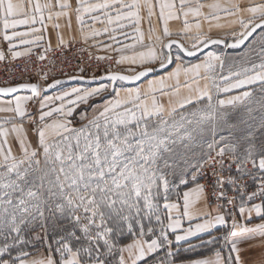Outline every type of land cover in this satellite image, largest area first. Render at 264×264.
<instances>
[{
    "label": "snow or ice",
    "instance_id": "snow-or-ice-1",
    "mask_svg": "<svg viewBox=\"0 0 264 264\" xmlns=\"http://www.w3.org/2000/svg\"><path fill=\"white\" fill-rule=\"evenodd\" d=\"M73 14L85 42L102 34L95 29L85 33L88 16L93 22L106 18L107 25H116L112 32L125 37L124 29L134 27L141 46L139 25L146 14L150 43L138 53L136 44H105L104 50H133L115 60L127 67L91 77L83 67L79 75L65 73L67 81L82 86L67 87L54 77L47 83L49 73L38 71L43 87L40 81L0 87V96L7 97L0 99V113L12 114L0 118V264H147L161 251L163 258L154 264H264V138L257 143L253 131L239 138L218 135L224 127H235L229 108L252 113L253 91L244 90L247 86H259L264 111V0H0V43L7 45L11 60L30 56V48L16 49L41 43L46 20L55 19L52 27L59 30L58 21L65 19L71 30ZM153 16L162 23L160 32L151 26ZM222 19L234 37L230 47L258 33L243 62L225 76L220 55L208 51L201 62L185 66L178 53L192 57L226 43L211 36L213 28L225 27ZM170 21L182 27L173 31ZM112 32L103 29L119 45ZM57 36L58 44H65L58 31ZM6 59L9 55L0 50V61ZM160 70L167 75L148 78ZM234 90L239 94L230 95ZM157 93L169 97L167 108ZM30 102L35 111L29 110ZM197 147L199 153L193 151ZM225 171L230 173L226 179ZM181 186L186 189L182 210ZM172 193L177 202H171ZM228 216L230 230L212 235L218 226L229 227ZM255 218L260 222L251 224ZM169 232L182 233L175 240L187 244L186 253L223 243L210 256L178 262L181 249L172 250ZM201 234L209 239L191 243ZM255 247L261 249L260 258L249 262L243 254ZM29 248L45 252L33 255Z\"/></svg>",
    "mask_w": 264,
    "mask_h": 264
},
{
    "label": "rangeland",
    "instance_id": "rangeland-1",
    "mask_svg": "<svg viewBox=\"0 0 264 264\" xmlns=\"http://www.w3.org/2000/svg\"><path fill=\"white\" fill-rule=\"evenodd\" d=\"M209 2H210V0H209ZM157 13H158V10H157ZM100 15H102V14H100ZM190 22L195 23V21L191 20V18H190ZM61 23L64 26H66L67 22H66L65 19H61ZM220 23L224 24L225 27L219 28V29L213 28L212 32H211L212 38L213 37H220V38H224V39H234V37H232L231 34H230L231 29L227 26L228 21L226 19H222L220 21ZM169 24H170V27H171V29L173 31H175L178 28L182 27V25H180L179 22H175V21H170ZM202 25H203V30L207 31L208 30L207 23L202 22ZM113 26H115V24L107 25L106 18H105L104 22H100V21L93 22L91 17L86 16L85 17L84 31H87V32H85V33H89L90 34V30L95 29V30L100 31L102 34L100 36L96 37V43L93 40H90V39H88L87 42H85L84 39L81 36L80 31L79 32L77 31V29H79V25L76 22L75 14H73L72 15L71 31L74 30L76 35L72 33L71 38L67 42H65V44L69 43L71 41H74V40L81 41V42H83L85 44V46L87 47V49L89 50V52L93 56H95V57L111 56L112 57L111 60H107V59L100 60L104 64L103 65V69L100 71V73H104L109 68H111L112 71H121L122 68L127 67V65L118 66V65L115 64V60L118 58L119 55H132L133 54V50L131 48H128L123 53L117 52L115 50H104L103 46L105 44H111V45H113V48H116V47H118L120 45V44L117 45L115 41L111 40L109 38L108 34L103 33V29L105 27H108L109 28V32H112L111 28ZM151 26L153 28L157 29V32H160L162 30V23L158 22L156 16L152 17ZM139 27H140V29H142L140 31L143 33V46H141V44H138L137 40L133 43V44H136L135 52H137V53L140 52V51H146L147 50V46L150 43L149 39H148V37H149V21L146 18V14H145V19H143L141 21ZM112 35H115L119 41H121L120 40L121 38L125 37L124 35L121 36L119 32H112ZM257 36H258V33L254 34V36L251 37L248 40V42L241 49H238V50L228 51V50H226L224 48H220L218 46H214V47H211L210 49L206 50L202 54H200L197 57L192 58V59L185 58L181 53H178V54L181 56V61L183 62V64L185 66H188L189 63H193V62H196V61H198L200 59H203L204 58V54L207 53L208 51L216 52L220 56L223 57V59H221V60L224 62V68H225V67L229 66V64H232L234 60H236L235 57L230 58L228 55L232 54V55L236 56V53L239 52L240 58L242 59L244 57V54L246 52H248L249 48L253 46V41H255L257 39ZM171 38L178 39V37H176V36H173ZM153 42H154V40H153ZM90 43H92V44H90ZM97 45H99V46H97ZM185 46L187 47L188 45L186 44ZM121 47H123V46H121ZM157 50H159V49L157 48ZM172 52H173V59L175 60V56L177 55V51H176L175 47H173ZM249 56L251 57V60H253V61L257 62V63L259 62L258 56L252 54L251 52H249ZM149 66L153 67L155 65H149ZM175 66H176V64L173 63L170 66V68L167 69V71L168 72L172 71V69L175 68ZM218 67H219V62H217V67L216 68H218ZM228 71L229 70L225 71V74H223V75L226 76L228 74ZM233 71H235V70H233ZM165 75H167V72L163 71V72H160V73H154L153 75H150L148 78L149 79H153V78H156V77H159V76H165ZM183 80H184V77L182 75L181 76V82H183ZM144 84H146V81H143L141 83V86H143ZM66 86L67 87L82 86V83H74V84H69V85H66ZM127 86L132 87V86H135V85H127ZM258 89H259L258 85H254V86H252L250 88H245L244 89V90H252L253 91L252 101H251V104L249 105L253 109L252 113L249 114L247 112V109L244 108V107H238L236 110H232V109L229 108L228 109V111L230 112V116L228 118L229 119V123L234 124L235 127L231 128V129H229L227 127H224L219 132L218 135L229 136L231 134V136L239 138L241 136H246L249 131H253L254 137L256 138L257 143L259 142L260 138L263 137V135H264V128H260L261 117L264 116V111H262L261 108H260L261 94H260ZM55 91H59V87L56 90H52L48 94L52 95V94L55 93ZM226 98H224V99H226ZM28 108H29L30 111H35V106L31 102L29 103ZM190 110L191 109H189V111ZM208 139H211L210 134L208 136ZM33 142L35 143V140ZM193 151L199 153L200 149L197 147V148H194ZM213 155H215V153H213ZM228 163H229V160H228L227 157H225V164L227 165ZM248 167L250 168L251 164H249ZM231 174L232 175L235 174V166L234 165H233ZM222 175L226 179L230 175V173L228 171H225ZM200 183H206V182L204 180H201ZM249 183H250V181H249ZM191 186L192 185H190V187ZM184 190H185V188L183 186H181L180 189H179L181 198H182V194H183ZM250 190H252V189H250ZM229 194L231 195L230 191H229ZM171 202H177L176 193H172L171 194ZM257 202H259V201H257ZM179 203L182 204V201L179 200ZM162 204H163V201H161V206H162ZM229 211H231V207H229ZM237 217H239L238 214H237ZM165 223H166V218H165ZM231 223H232V218H231V216H228V226L229 227L226 229L223 226H221L220 228H218V230H215L214 233H216L217 235H214V236H222V235H224L228 230H230ZM37 230L39 231V229H37ZM208 239L209 238H207L205 240H208ZM222 243L223 242L220 241V242H218V243H216L214 245H209L206 248H200L198 251L199 252H204V253L207 254V253H210L211 251H214L215 249L219 248ZM28 251L32 252L33 255H35L37 253H44L45 252V250L43 248H37V249L29 248Z\"/></svg>",
    "mask_w": 264,
    "mask_h": 264
},
{
    "label": "built area",
    "instance_id": "built-area-1",
    "mask_svg": "<svg viewBox=\"0 0 264 264\" xmlns=\"http://www.w3.org/2000/svg\"><path fill=\"white\" fill-rule=\"evenodd\" d=\"M49 50L45 52V49ZM43 54L44 60L38 59ZM223 59L222 56H220ZM102 61L93 56L85 44L81 41H71L64 45L56 47H46L44 45L35 46L31 49L30 56H23L16 60L11 58L0 61V86H9L12 83L24 81L37 82L40 77L37 72L47 71L49 80L52 78L67 77V75H79L78 68H85L84 75L91 77L93 75H101L103 69ZM8 81V84H5ZM41 86L44 82L40 81ZM230 207V206H229Z\"/></svg>",
    "mask_w": 264,
    "mask_h": 264
},
{
    "label": "crops",
    "instance_id": "crops-1",
    "mask_svg": "<svg viewBox=\"0 0 264 264\" xmlns=\"http://www.w3.org/2000/svg\"><path fill=\"white\" fill-rule=\"evenodd\" d=\"M40 2L41 3H44L45 2V0H40ZM52 2L53 3H55V0H52ZM72 2L73 3H75V0H72ZM55 10H58V9H54V11ZM45 17H47V12H45ZM57 21L54 19L52 22H48L47 20H46V24H47V30H46V32L44 33V40L41 42V43H39V44H36V45H27V46H22V47H19V48H17L16 50L17 51H24V48L25 47H28V48H30V50L33 48V47H35V46H39V45H44V46H46V47H56V46H58L59 44H58V36H57V31L59 32V34H60V36L63 38V40L65 41V42H67L70 38H71V36H72V33L73 34H75V32H74V30H69L66 26H64L62 23H61V20H59L58 22L60 23V25H61V27H60V29L59 30H56V29H54L53 27H52V24L53 23H56ZM180 23V25H182V23L181 22H179ZM37 27H39V25H37ZM116 27V25L115 26H113L112 28H111V30L113 29V28H115ZM140 28V27H139ZM21 31H24L25 29H20ZM140 30H142V29H140ZM77 31L79 32L80 31V26H79V29H77ZM76 31V32H77ZM124 31L128 34L127 35V37H124V38H121L120 40V45L118 46V47H121V46H124V45H130V44H133L136 40H137V38H138V33H136V30H135V28L134 27H127V28H125L124 29ZM85 32H87V31H85ZM80 33H81V31H80ZM120 33V32H119ZM76 35V34H75ZM120 35L121 36H123L121 33H120ZM26 39H32V37H26ZM90 40H93L95 43H96V37L95 38H89ZM90 44H92V43H90ZM91 46V45H90ZM0 50H2V51H4L5 52V54L6 55H9V57H10V54H8L7 53V45L6 44H4V43H0ZM238 52V51H237ZM230 58H233V57H235L236 58V60H234L233 61V63L232 64H229V66H227V67H225V68H223V74H225V71H227V70H229V68L231 67V69H233V70H236V68H237V61H240L241 63L243 62L242 61V59L240 58V55H239V52L238 53H236V56L235 55H232V54H230V55H228ZM203 59H200V60H198V61H196V62H193V63H189V65L188 66H190L191 64H195V63H199V62H201ZM220 73H221V69L218 67V68H216V75L217 76H219L220 75ZM219 82V81H218ZM201 84H203V81H201ZM250 87H252V86H247L246 88H250ZM20 94H28V93H20ZM187 93L184 91V90H182V92H181V95H186ZM237 95V94H239V90H234L230 95ZM227 96H224V95H222L221 96V98H226ZM0 99H7V98H5V97H1L0 96ZM175 97H173L172 98V100H173V102L175 101ZM157 100H158V102L159 103H161V104H163L166 108L169 106V97H165V96H160L158 93H157ZM10 115H12V114H10V113H0V118H3V117H6V116H10ZM186 190V189H185ZM184 190V191H185ZM180 201H182V198L180 199ZM182 206H183V201H182V204H181V210H182ZM238 219H239V217H237ZM196 222H199V221H193V223H196ZM241 222H243V221H241ZM260 222V220L258 219V218H255V219H253L252 221H251V224H255V223H259ZM166 223H167V219H166ZM183 225H184V227H187L188 226V222L185 220V221H183ZM221 226H218V228H220ZM215 232V230H213V232H212V235H217L216 233H214ZM176 234H182V233H176ZM176 234H173V233H171V232H169V238L173 241V245H172V250L173 251H175L176 250V248H180L181 249V252H180V254L181 255H179V257H177V261L179 262V260H184V261H187V260H190V259H197V258H202V257H204V256H210L211 254H212V251L210 252V253H204V252H199L198 250L199 249H197V251L195 252V251H193V252H184L183 251V249L185 248V247H187V244L185 243V242H180L179 244H177V242H176V240H175V235ZM207 238H209V236L207 235V234H201L200 235V237H199V239H197V238H191V243H194V244H198L199 242H200V239H202V240H205V239H207ZM130 242V241H129ZM128 243V242H127ZM218 249V248H217ZM40 253H37V254H35V255H39ZM260 254H261V249L259 248V247H255L252 251H246V252H244V258L247 260V261H249V262H251V261H255V260H258L259 258H260ZM157 255V257H159V258H163V256H164V251H161V252H159L158 254H156ZM224 255L225 256H227L228 255V253H227V250H225V252H224ZM157 257H156V259H157ZM155 259V260H156ZM154 260V261H155ZM154 261H152V262H149V263H147V264H154Z\"/></svg>",
    "mask_w": 264,
    "mask_h": 264
},
{
    "label": "water",
    "instance_id": "water-1",
    "mask_svg": "<svg viewBox=\"0 0 264 264\" xmlns=\"http://www.w3.org/2000/svg\"><path fill=\"white\" fill-rule=\"evenodd\" d=\"M251 38V37H250ZM249 38V39H250ZM171 39H174V38H171ZM213 39H221V40H224L226 43L225 44H219V45H210L207 49H204L203 52H205L206 50L210 49L211 47H214V46H218L220 48H224L228 51H231V50H238V49H241L248 41H245V43L243 45H240L239 47H236V48H233V47H230L228 45L234 43V39H224V38H220V37H213ZM167 42V41H165ZM167 51V50H165ZM203 52H197L195 56H192V57H189L187 56L186 54L182 53L181 54L185 57V58H188V59H192V58H195L197 57L198 55L202 54ZM171 66V65H170ZM170 66L168 67V69L170 68ZM153 67H158V65H155ZM164 70H160V71H157L156 73H160V72H163ZM154 74V73H153ZM153 74H150V75H153ZM102 75V74H101ZM101 75H97V76H101ZM57 79H61V80H65L66 81V85H69V84H74V83H82L81 81H67V77H62V78H57ZM52 82V81H51ZM50 82V83H51ZM2 87V86H0ZM59 87V86H58ZM52 90H49L48 93H50ZM2 97V96H1ZM7 98V97H5Z\"/></svg>",
    "mask_w": 264,
    "mask_h": 264
},
{
    "label": "trees",
    "instance_id": "trees-1",
    "mask_svg": "<svg viewBox=\"0 0 264 264\" xmlns=\"http://www.w3.org/2000/svg\"><path fill=\"white\" fill-rule=\"evenodd\" d=\"M261 138H264V135H263V137H261ZM261 138H260V139H261ZM259 141H260V140H259ZM258 143H259V142H258ZM129 240H130V237H129V238H124V239L122 240V243H126V242H128ZM156 257H157V255L148 258L147 263L154 261V260L156 259Z\"/></svg>",
    "mask_w": 264,
    "mask_h": 264
}]
</instances>
